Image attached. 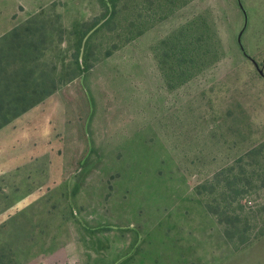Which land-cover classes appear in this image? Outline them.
I'll return each instance as SVG.
<instances>
[{
	"label": "rangeland",
	"instance_id": "obj_1",
	"mask_svg": "<svg viewBox=\"0 0 264 264\" xmlns=\"http://www.w3.org/2000/svg\"><path fill=\"white\" fill-rule=\"evenodd\" d=\"M40 13L61 83L0 130V229L55 264L218 262L264 237V0H0V38ZM107 14L69 81L74 27ZM187 27L217 60L173 88L157 53Z\"/></svg>",
	"mask_w": 264,
	"mask_h": 264
},
{
	"label": "trees",
	"instance_id": "obj_2",
	"mask_svg": "<svg viewBox=\"0 0 264 264\" xmlns=\"http://www.w3.org/2000/svg\"><path fill=\"white\" fill-rule=\"evenodd\" d=\"M117 1L102 0L108 14L113 15ZM108 14L87 28L81 24L74 27L76 44L69 81L89 70L86 59L89 37L114 19ZM59 31L62 27L57 28L40 13L0 38V130L59 90L61 82L57 79L56 68H46L49 51L46 41ZM212 44L216 46L214 39L200 41L197 33L187 27L177 33L166 47L158 50L160 68L173 88L181 86L217 60L218 51ZM195 45L208 48L202 51ZM31 260L25 241L7 227L0 229V264H28Z\"/></svg>",
	"mask_w": 264,
	"mask_h": 264
},
{
	"label": "crops",
	"instance_id": "obj_3",
	"mask_svg": "<svg viewBox=\"0 0 264 264\" xmlns=\"http://www.w3.org/2000/svg\"><path fill=\"white\" fill-rule=\"evenodd\" d=\"M204 248L201 251L200 264H264V237L255 241L248 247L234 252L233 256H231L230 258L225 259L223 257L218 262L217 260L219 259L220 255L217 254V256L216 255L210 256L209 251L204 253ZM56 255L61 256L62 252H57ZM28 264H55V263L52 260V256L49 255L46 256L42 262H37V260H31Z\"/></svg>",
	"mask_w": 264,
	"mask_h": 264
}]
</instances>
